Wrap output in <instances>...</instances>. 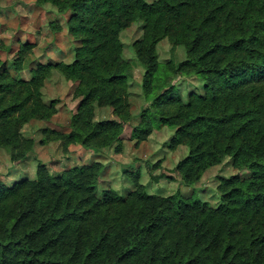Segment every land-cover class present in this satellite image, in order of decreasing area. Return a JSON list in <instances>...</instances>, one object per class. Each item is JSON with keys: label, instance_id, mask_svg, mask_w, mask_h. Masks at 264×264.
I'll return each mask as SVG.
<instances>
[{"label": "trees", "instance_id": "1", "mask_svg": "<svg viewBox=\"0 0 264 264\" xmlns=\"http://www.w3.org/2000/svg\"><path fill=\"white\" fill-rule=\"evenodd\" d=\"M41 1L72 11L69 29L81 44L72 62L40 64L29 80L0 71V147L13 162L34 150L24 125L49 121L57 111V101L47 103L42 93L54 67L78 81L80 102L71 130L46 137L61 140L66 152L73 144L101 151L117 143L115 151L123 150L133 66L120 32L143 20L134 46L145 68L146 105L132 138L148 139L156 125L175 129L170 147L189 151L172 172L188 186L227 156L252 172L219 176L221 199L213 206L181 193H149L138 174L126 197L110 188L100 196L101 162L57 173L39 162L35 178L0 186V264H264V0ZM163 39L183 45L186 59L162 63ZM31 47L13 61L16 71L31 65L24 53ZM179 76H197L205 91L185 101L174 92ZM97 105L117 117L96 120ZM167 172L152 176L172 177Z\"/></svg>", "mask_w": 264, "mask_h": 264}, {"label": "rangeland", "instance_id": "2", "mask_svg": "<svg viewBox=\"0 0 264 264\" xmlns=\"http://www.w3.org/2000/svg\"><path fill=\"white\" fill-rule=\"evenodd\" d=\"M71 14L70 10L60 11L51 1L0 0V38L4 44L0 47V71H7L17 79L29 80L32 78V69L40 64L72 62L81 41L70 32L68 21ZM143 26V20H136L120 32L123 56L133 66V76L129 80L133 117L125 124L121 135L124 140L123 150L115 151L117 143L101 151L73 144L66 152L61 140L46 137L49 130L63 132L71 130V119L80 102V98L75 96L78 81L68 79L59 68L54 67L45 79L42 93L43 100L47 103L57 101V111L49 121L33 119L24 125L23 134L35 141L34 150L25 160L20 163L13 162L10 151L0 147V186L10 187L25 178H35L39 162L46 163L53 173L74 166L101 162L103 168L97 184L100 196L110 188L118 195L126 197L135 189L133 178L138 174L140 182L149 193L163 196L181 193L193 200L200 199L216 206L221 199L218 191L219 176L239 173L242 177H247L251 174L252 171L249 169L240 170L233 166L232 158L227 156L222 163L210 167L198 182L188 186L182 182L179 172H172L189 151L188 146L184 144H180L176 149L170 147L175 129L156 125L148 139L137 141L132 138L133 126L140 121V112L146 105L142 90L145 68L138 60L134 46V43L143 36ZM27 43L33 44V47L24 52L26 58L32 59V63L29 67L16 71L13 61ZM157 48L162 63L170 60L177 63L187 57L185 47L175 45L169 39L161 40ZM204 91V82L197 76H179L175 79L174 92L180 94L185 101L191 92ZM116 117L110 106L95 107V119L98 121ZM43 139H46L45 143H41ZM155 163L158 165L153 170L152 165ZM165 169L172 177L157 179L152 176Z\"/></svg>", "mask_w": 264, "mask_h": 264}]
</instances>
